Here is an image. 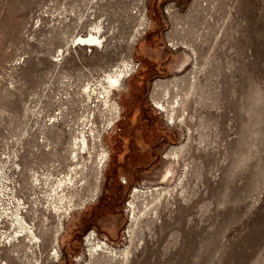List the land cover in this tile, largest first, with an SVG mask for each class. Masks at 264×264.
<instances>
[{"label": "rangeland", "instance_id": "374dc122", "mask_svg": "<svg viewBox=\"0 0 264 264\" xmlns=\"http://www.w3.org/2000/svg\"><path fill=\"white\" fill-rule=\"evenodd\" d=\"M0 165V264H264V0H0Z\"/></svg>", "mask_w": 264, "mask_h": 264}, {"label": "bare ground", "instance_id": "6f19581e", "mask_svg": "<svg viewBox=\"0 0 264 264\" xmlns=\"http://www.w3.org/2000/svg\"><path fill=\"white\" fill-rule=\"evenodd\" d=\"M73 42H75L77 44H81V45H90L91 46V45H97V43H100L101 42V38H100V35L97 33V31H90V32H88V33H86L84 35L83 34H79V35L75 36L74 39H73ZM126 70H128V69H126ZM124 71L125 70H123V69H116L114 72H110V73L107 74L108 78L112 81V84L113 85L117 86L116 84H118V83L120 84V82H121V76L124 74ZM114 103H115L114 104V107L116 108L117 107L116 102H114ZM80 136H82V135H80ZM76 137L78 138V136H76ZM73 139H75V138H73ZM75 141L77 142V140H75ZM82 142H83V145L86 146V144H85L86 143L85 136L82 137ZM76 150H77V148H76ZM107 158H108V152L105 151V150H103L101 152V161H102V163H104L107 160ZM171 173H172V169H168V171L165 173V176H168V174L171 175ZM70 178L71 177H69V180L68 181H70ZM60 181H62V180H60ZM55 184H57V183H55ZM55 190L53 192H55ZM17 201H18V203L16 205H14L15 206L14 207L15 209L14 210L12 208H11L12 210L9 209L11 211V213H10L8 219L10 220V224H11L12 231H5V230L0 231V237L2 236L5 239V242H7L9 244L12 241H15L17 239V238H15V236H23L29 242H34L35 243V242L40 241V239H39L40 237H38L37 234H36V232L34 231V227L35 226H33L31 223H29L30 221L29 222L27 221V219L25 218V216L23 214V211L24 210H21V208L23 209V207H24L22 205V202H20L19 199ZM131 203L133 205V210H134L135 207H136L135 206V202L133 200H131ZM144 211L147 212V201L144 204ZM143 214H145V213H143ZM7 215H8V213H7ZM134 218H135V220L137 219V216H136L135 212L133 213V219ZM90 234L87 236V240H88L89 245L91 246L90 249H89V255H90V257L93 258V261H94L93 264H96V261L97 260H102V256L103 255H106L108 257V259L109 258L110 259H113L114 257L116 259V257H117L118 254H121V253H124V252L127 253L128 247H125L122 250H117V249L113 248L112 246L108 245V243L106 241L96 240V238L95 237H92ZM131 238H132V236H131ZM13 245H14V243H13ZM52 249L53 250L50 252L51 253L50 255L53 256L52 258L58 259L59 256H60L59 249L57 247H53ZM97 255H99V256H97ZM86 264H89V263H86Z\"/></svg>", "mask_w": 264, "mask_h": 264}, {"label": "built area", "instance_id": "2783aa9c", "mask_svg": "<svg viewBox=\"0 0 264 264\" xmlns=\"http://www.w3.org/2000/svg\"><path fill=\"white\" fill-rule=\"evenodd\" d=\"M6 171H7V169L0 165V191L3 189H9V187H10V186H8L7 181H5V176H6L5 172ZM11 184H12V182H11ZM1 215H2V213H0V216Z\"/></svg>", "mask_w": 264, "mask_h": 264}, {"label": "flooded vegetation", "instance_id": "af4514ba", "mask_svg": "<svg viewBox=\"0 0 264 264\" xmlns=\"http://www.w3.org/2000/svg\"><path fill=\"white\" fill-rule=\"evenodd\" d=\"M119 129H121V127H119Z\"/></svg>", "mask_w": 264, "mask_h": 264}]
</instances>
